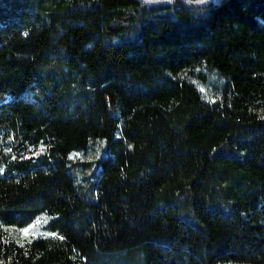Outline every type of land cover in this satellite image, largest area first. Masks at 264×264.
<instances>
[{"label": "trees", "instance_id": "trees-1", "mask_svg": "<svg viewBox=\"0 0 264 264\" xmlns=\"http://www.w3.org/2000/svg\"><path fill=\"white\" fill-rule=\"evenodd\" d=\"M0 264H264V0H0Z\"/></svg>", "mask_w": 264, "mask_h": 264}, {"label": "snow or ice", "instance_id": "snow-or-ice-1", "mask_svg": "<svg viewBox=\"0 0 264 264\" xmlns=\"http://www.w3.org/2000/svg\"><path fill=\"white\" fill-rule=\"evenodd\" d=\"M44 149L43 148H41V151H43ZM37 223H39V221L37 222ZM32 227H35V226H32ZM31 229L29 228V229H22L21 231H22V233L23 234H28L29 233V231H30ZM33 235H35V233L33 232ZM47 235H51V236H55V233H48ZM61 239H62V237H61Z\"/></svg>", "mask_w": 264, "mask_h": 264}, {"label": "rangeland", "instance_id": "rangeland-1", "mask_svg": "<svg viewBox=\"0 0 264 264\" xmlns=\"http://www.w3.org/2000/svg\"><path fill=\"white\" fill-rule=\"evenodd\" d=\"M212 80H214V76H210L209 82H212Z\"/></svg>", "mask_w": 264, "mask_h": 264}]
</instances>
